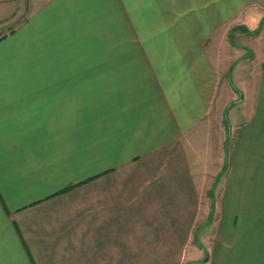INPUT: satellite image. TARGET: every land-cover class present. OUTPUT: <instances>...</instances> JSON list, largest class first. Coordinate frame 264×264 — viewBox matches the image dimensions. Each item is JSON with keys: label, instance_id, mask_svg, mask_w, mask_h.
<instances>
[{"label": "crops", "instance_id": "crops-1", "mask_svg": "<svg viewBox=\"0 0 264 264\" xmlns=\"http://www.w3.org/2000/svg\"><path fill=\"white\" fill-rule=\"evenodd\" d=\"M1 15L0 264L167 245L264 264V162L241 168L264 160V0H0ZM116 20L126 43L101 60L91 37L123 34Z\"/></svg>", "mask_w": 264, "mask_h": 264}, {"label": "rangeland", "instance_id": "rangeland-1", "mask_svg": "<svg viewBox=\"0 0 264 264\" xmlns=\"http://www.w3.org/2000/svg\"><path fill=\"white\" fill-rule=\"evenodd\" d=\"M9 7H12V8L9 9L7 12H4V14H5V16L12 17L13 15L11 13L13 12L14 7H13V5H9ZM23 9H24V7L22 6V17H21V19H19V21H21L23 19V17H27V15L29 14V5L28 4H26L25 10H23ZM2 17H4V16L1 15L0 19ZM116 21H113L114 28L117 27L118 29H121L123 34H121V35L119 34L118 36H113V30L103 29L102 33H105L106 35L103 34L101 37L96 36L95 38L91 37V39L93 41L92 45L93 44H96V45L100 44L101 45V49H102V52L100 54L101 60L113 61V58L117 59V54L116 53L113 54V45H114V47L115 46L119 47V45H124L126 43L125 42L126 41L125 23L123 21H120V20L119 21L116 20ZM5 22H8V21H5ZM13 22L14 21H9L8 23L0 24V36L6 35L8 30L13 28V26H14ZM97 33H99V30ZM76 39H78V38H76ZM77 42H79V41H77ZM8 44H10V45L15 44L14 37H12L10 39ZM2 52L4 53V51H1V53ZM253 131L257 132V133H255V134L252 133V137H254V136L257 137L259 135L261 140H260V142L256 141L255 143L251 144L252 145L251 154L259 159V156L263 154L262 148H264V145L262 146V144H264V132H262L261 134H258V132H259L258 129H254ZM245 142L246 141H244V144H245ZM242 146H244V145H242ZM241 152L244 153V150L241 149ZM255 162H261L262 163V162H264V160H252V159L246 160L245 161V167L243 165H241V168L246 169L245 173H250L249 168H251L250 167L251 164H253ZM252 171L259 172V170H255V169H253ZM259 184H260V181H259ZM259 184L257 182L254 183L251 188L262 187V185L259 186ZM221 187H222V182H220V184H219V188H221ZM201 199L203 202L201 201ZM208 201H209L208 197H198V205H204L205 206L206 203H208ZM217 215L220 217V213H218ZM203 216H205V213L199 212L198 213V217H199L198 221H201ZM216 219L217 218H214V221ZM208 232H209L208 235L211 234V232H212L211 229L208 230ZM204 246H206V245H204ZM175 248H177V246L167 245V246H165L164 251H161V249H160V251H158V250H156V246H151V249L154 252V254H150L149 256L151 258L154 256L155 257L167 256V258H169V257L179 258L176 260H174V259L173 260H170V259L160 260V259H151V258L149 260H136V259L128 260V261L127 260H113V264H187V262H185L186 259L194 257L195 253H190V251H189V250H195L194 245H188V249L186 250V256H185V258L183 257L185 260L184 259L181 260L179 254H175V252L173 251ZM199 253L203 254V251H199ZM183 255H184V253L181 254V257ZM137 256H140V255H137ZM191 264H196V263H191ZM199 264H203V263H199Z\"/></svg>", "mask_w": 264, "mask_h": 264}]
</instances>
